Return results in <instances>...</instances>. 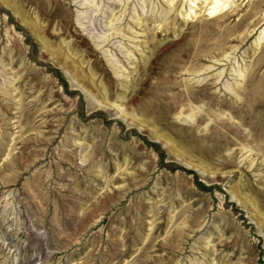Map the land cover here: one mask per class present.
<instances>
[{"label": "rangeland", "instance_id": "374dc122", "mask_svg": "<svg viewBox=\"0 0 264 264\" xmlns=\"http://www.w3.org/2000/svg\"><path fill=\"white\" fill-rule=\"evenodd\" d=\"M0 264H264V0H0Z\"/></svg>", "mask_w": 264, "mask_h": 264}]
</instances>
